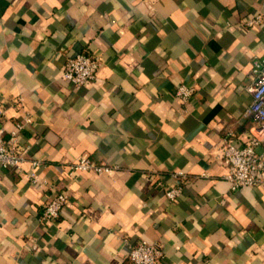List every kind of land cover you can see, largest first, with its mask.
<instances>
[{
  "label": "crops",
  "instance_id": "crops-1",
  "mask_svg": "<svg viewBox=\"0 0 264 264\" xmlns=\"http://www.w3.org/2000/svg\"><path fill=\"white\" fill-rule=\"evenodd\" d=\"M85 51L101 64L73 87L61 71ZM263 56L264 0H0V128L31 117L20 144L53 186L0 167V264H130L141 240L158 264H264V186L231 191L219 158L227 132L264 152L245 114ZM82 155L115 169L71 170ZM56 190L69 204L40 223Z\"/></svg>",
  "mask_w": 264,
  "mask_h": 264
},
{
  "label": "built area",
  "instance_id": "built-area-1",
  "mask_svg": "<svg viewBox=\"0 0 264 264\" xmlns=\"http://www.w3.org/2000/svg\"><path fill=\"white\" fill-rule=\"evenodd\" d=\"M261 15H255L245 22V26L252 27L260 24ZM101 64L98 56L90 55L87 51L76 54L66 59L61 79L73 87H80L95 79L97 70ZM246 91L251 95V102L245 114L256 122L260 129H264V56L254 58L250 73V82L246 85ZM195 88L187 85H180L174 90L175 98L187 102L194 95ZM4 112L0 109V120ZM31 123V117L25 116L22 121L15 124L14 130L5 134L0 128V167L24 172L23 165L30 163V169L26 173L32 184L40 183L47 185L38 175V168L41 165L39 160H28L27 149L20 144L21 131ZM231 132H227L219 148V158L228 168L225 179L230 184L231 191H239L246 188H257L264 186V152H258L260 140L252 135L249 141L241 146L231 140ZM74 171H92L97 174L111 173L115 167L106 163H97L85 155L79 156L70 164ZM180 177L182 173L175 174ZM53 190V186H48ZM52 192V191H51ZM179 186L167 188L165 195L168 200L174 201L180 195ZM69 204V196L64 190L51 193L48 199L42 204L38 220L40 223L55 221L62 209ZM163 250L159 243L141 240L132 246L128 259L130 264H158L163 258Z\"/></svg>",
  "mask_w": 264,
  "mask_h": 264
}]
</instances>
